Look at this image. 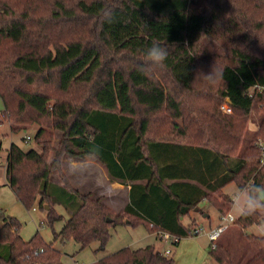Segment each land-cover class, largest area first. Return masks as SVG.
Here are the masks:
<instances>
[{
    "label": "trees",
    "instance_id": "obj_1",
    "mask_svg": "<svg viewBox=\"0 0 264 264\" xmlns=\"http://www.w3.org/2000/svg\"><path fill=\"white\" fill-rule=\"evenodd\" d=\"M153 44L167 49L160 65L146 55ZM254 84L264 87V0H0V125L37 123L40 148L9 145L6 184L26 208L38 198L49 222L61 204L68 216L56 236L95 244V254L123 221L187 236L197 224L182 218L202 200L228 212L222 188L235 182L247 192L234 222L244 243L233 256L232 241L220 240L229 225L209 254L219 264H264V235L244 231L264 218V91L250 95ZM64 154L92 158L110 182L129 186L119 212L70 186ZM19 228L2 216L0 264H62L52 242L24 240ZM92 264L175 263L146 244Z\"/></svg>",
    "mask_w": 264,
    "mask_h": 264
},
{
    "label": "rangeland",
    "instance_id": "obj_2",
    "mask_svg": "<svg viewBox=\"0 0 264 264\" xmlns=\"http://www.w3.org/2000/svg\"><path fill=\"white\" fill-rule=\"evenodd\" d=\"M3 109L2 100L0 99V111ZM221 110V108H219ZM254 117H259L258 114H253ZM254 120L250 119L247 122L249 131L256 129ZM14 125L11 120H3L0 125V224L2 223V216L9 215L15 217L20 222L19 234L24 240H39L42 244L52 242L53 246L61 252L62 264H92L99 256L106 253L113 252L121 247L136 248L146 244H152L156 249L163 253L165 248L169 252L165 254L166 257L172 258L175 264H215L211 258L210 239L207 232L215 228L219 222L221 214L207 201L202 200L199 204V210L208 213V217H204L201 211H191V213L182 218V223L188 225L194 219L196 226L199 227L198 234H188L180 237L177 243H165L162 239L157 238L155 233L150 231L143 223L128 224L126 221L116 223L110 228V236L106 241L104 249L97 254L93 249L95 244L79 248V245L73 239L60 240L56 236L61 229L65 219L68 216L67 211L61 204L53 206L55 212L61 215L60 219L49 222L46 217V211L39 206L38 198L31 204L30 208H26L20 201L15 198V195L8 184H6L4 163L6 157V150L13 142L19 145L24 150L35 148L40 150L38 144L34 141L33 136L38 128V124L33 122L27 124L26 128L18 131L11 130L10 127ZM53 145H57L58 138L61 135L59 130H52ZM30 139L25 140L26 136ZM24 138V139H23ZM53 153L50 154V159ZM61 168L63 175L68 179L70 186L82 193L89 191L93 196L102 195L110 205L118 209L123 203V196L125 189L116 183L110 184L104 176L103 167L92 158H75L64 154L61 161ZM51 179L57 183H61L56 170L51 173ZM222 192L227 194L231 199L229 213L237 218L241 212L244 201L247 198L246 190H239L235 182H230L222 188ZM100 197V196H99ZM110 208L112 212L117 213L115 209ZM236 222V220L234 221ZM233 222V223H234ZM237 224H230L220 237V240H231L230 251L232 255L239 253L241 246L244 243L242 239H235L238 232ZM230 231V232H229ZM244 231L253 233L255 235H264V218L258 224H252Z\"/></svg>",
    "mask_w": 264,
    "mask_h": 264
},
{
    "label": "built area",
    "instance_id": "obj_3",
    "mask_svg": "<svg viewBox=\"0 0 264 264\" xmlns=\"http://www.w3.org/2000/svg\"><path fill=\"white\" fill-rule=\"evenodd\" d=\"M263 90L264 91V87L258 85V84H254L250 89H249V94L251 95V92L254 90ZM220 108L223 112L225 113H230L231 112V107L227 104V102H224L220 105ZM26 140L29 139V136L27 135L25 137ZM258 147L259 150L261 152V158H260V162L263 163L264 162V143L262 142H258ZM236 219L233 217V215L229 212H226L225 214H222L220 217V222L219 224L215 227L210 229L207 232V236L210 239V244L211 247L215 246V242L218 239V237L220 236V234L230 225L232 224ZM152 225V224H150ZM200 232L199 227H195L190 231V234H198ZM157 238L162 239L165 243H169V242H173L176 243L179 240V237L170 234L169 232L165 231V230H161V229H156V231L154 232ZM42 250V249H40ZM169 252L168 248H165L163 250V254H166ZM34 253L36 254L37 251L35 250Z\"/></svg>",
    "mask_w": 264,
    "mask_h": 264
},
{
    "label": "clouds",
    "instance_id": "obj_4",
    "mask_svg": "<svg viewBox=\"0 0 264 264\" xmlns=\"http://www.w3.org/2000/svg\"><path fill=\"white\" fill-rule=\"evenodd\" d=\"M149 60L154 65H160L167 57L168 52L167 49L159 44H153L146 53ZM264 206V203H262Z\"/></svg>",
    "mask_w": 264,
    "mask_h": 264
},
{
    "label": "crops",
    "instance_id": "obj_5",
    "mask_svg": "<svg viewBox=\"0 0 264 264\" xmlns=\"http://www.w3.org/2000/svg\"><path fill=\"white\" fill-rule=\"evenodd\" d=\"M104 176H105V178H106V180H108L107 179V176H106V174L104 173ZM55 182V181H54ZM108 182H109V180H108ZM110 184H114V183H116V184H118V185H120V186H123L124 187V189H125V195L123 196V203H122V205H121V207L120 208H118V209H115V208H113L111 205H110V203H109V201L107 200V196H105L106 197V199H104V196H102V195H98V196H100L101 198H102V200H103V202L109 207V208H113V209H115V211H119L125 204H126V202L128 201V189H129V186L128 185H123V184H120V183H118V182H109ZM244 190V189H243ZM87 192H89V191H87ZM86 192V193H87ZM92 195V194H91ZM93 196V195H92ZM247 199V198H246ZM246 201V200H245ZM245 201H244V203H245ZM244 203H243V205H244ZM243 210V206H242V209H241V211ZM195 211H198V210H195ZM199 211H201L202 212V215L204 216V217H208V213L207 212H204L203 210H199ZM236 219V218H235ZM156 236V235H155ZM214 262H215V264H219L218 262H216L215 260H214Z\"/></svg>",
    "mask_w": 264,
    "mask_h": 264
},
{
    "label": "water",
    "instance_id": "obj_6",
    "mask_svg": "<svg viewBox=\"0 0 264 264\" xmlns=\"http://www.w3.org/2000/svg\"><path fill=\"white\" fill-rule=\"evenodd\" d=\"M258 196H259V199L261 200V202L264 203V190H259L258 191ZM45 207L48 208L49 206L47 204H45Z\"/></svg>",
    "mask_w": 264,
    "mask_h": 264
},
{
    "label": "bare ground",
    "instance_id": "obj_7",
    "mask_svg": "<svg viewBox=\"0 0 264 264\" xmlns=\"http://www.w3.org/2000/svg\"><path fill=\"white\" fill-rule=\"evenodd\" d=\"M223 233V232H222Z\"/></svg>",
    "mask_w": 264,
    "mask_h": 264
}]
</instances>
